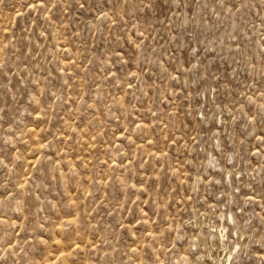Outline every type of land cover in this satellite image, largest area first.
Here are the masks:
<instances>
[{"label": "rangeland", "instance_id": "374dc122", "mask_svg": "<svg viewBox=\"0 0 264 264\" xmlns=\"http://www.w3.org/2000/svg\"><path fill=\"white\" fill-rule=\"evenodd\" d=\"M0 264H264V0H0Z\"/></svg>", "mask_w": 264, "mask_h": 264}]
</instances>
